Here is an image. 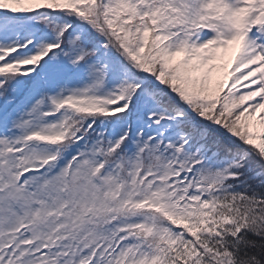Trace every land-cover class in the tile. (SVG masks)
<instances>
[{
	"label": "snow or ice",
	"instance_id": "6c2138e0",
	"mask_svg": "<svg viewBox=\"0 0 264 264\" xmlns=\"http://www.w3.org/2000/svg\"><path fill=\"white\" fill-rule=\"evenodd\" d=\"M0 264H264V0H0Z\"/></svg>",
	"mask_w": 264,
	"mask_h": 264
}]
</instances>
